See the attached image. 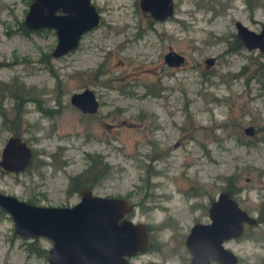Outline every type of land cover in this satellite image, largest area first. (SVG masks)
Returning a JSON list of instances; mask_svg holds the SVG:
<instances>
[{
	"label": "rangeland",
	"instance_id": "374dc122",
	"mask_svg": "<svg viewBox=\"0 0 264 264\" xmlns=\"http://www.w3.org/2000/svg\"><path fill=\"white\" fill-rule=\"evenodd\" d=\"M89 1L99 23L74 50L52 58V29L24 33L19 26L29 0H0V150L11 136L31 150L22 171L0 169V193L35 205H71L80 194L67 191L68 179L97 159L95 168L106 172L89 192L121 199L148 232V245L129 261L184 264L183 237L202 220L204 197L206 208L226 178L243 208L264 209V87L253 77L264 54L231 49L233 23L258 31L264 7L172 0L170 17L150 21L138 0ZM167 51L182 62L166 65ZM84 88L97 101L92 114L69 103ZM12 91L23 98L21 110ZM48 247L46 239L13 233L0 208V264H47L41 249ZM228 247L237 264H259L264 224L248 227Z\"/></svg>",
	"mask_w": 264,
	"mask_h": 264
},
{
	"label": "water",
	"instance_id": "95a60500",
	"mask_svg": "<svg viewBox=\"0 0 264 264\" xmlns=\"http://www.w3.org/2000/svg\"><path fill=\"white\" fill-rule=\"evenodd\" d=\"M139 9L154 21H163L173 13L172 0H138ZM99 14L89 0H29L22 19L25 30L52 29L55 44L52 58L74 50L80 36L97 26ZM235 37L244 49H257L264 54V24L258 31L233 23ZM183 57L174 51L163 54L168 66L181 63ZM213 58L204 62L209 65ZM70 105L81 113L92 114L97 101L90 89L84 88L69 96ZM251 134V128L243 130ZM29 147L17 136L6 139L0 150V169L19 171L28 164ZM0 208L12 221V231L21 238H46L47 264H130L124 257L141 251L146 245V231L140 224L122 218L125 203L116 197L93 195L84 188L78 201L68 206H41L0 193ZM209 223H194L185 237V246L192 254L190 264H234L233 254L221 246L228 238L241 233L242 222H253L226 193L220 192L208 210ZM261 264H264V259Z\"/></svg>",
	"mask_w": 264,
	"mask_h": 264
},
{
	"label": "flooded vegetation",
	"instance_id": "af4514ba",
	"mask_svg": "<svg viewBox=\"0 0 264 264\" xmlns=\"http://www.w3.org/2000/svg\"><path fill=\"white\" fill-rule=\"evenodd\" d=\"M173 2V1H172ZM139 8V7H138ZM172 8H173V6H172ZM36 31V30H35ZM47 56V55H46ZM14 105H15V103H13V107H14ZM36 108L41 112L40 114H42V115H46V113H48L49 112V109H47L46 107H42L41 105H40V103L38 102H36ZM21 110V109H20ZM17 115V114H16ZM48 115V114H47ZM7 120V119H6ZM18 120V117L16 118V116L15 117H12V118H10L9 119V122L13 125V123H15V121H17ZM30 150V149H29ZM31 159V150H30V155H29V160H28V164L26 165V167H28V165L30 164V160ZM26 167H24V168H26ZM23 168V169H24ZM22 169V170H23ZM22 170H19V171H22ZM19 171H11V172H19ZM9 172V171H8ZM236 190V187H233V188H231V186L228 188V191H225V190H222V191H220V192H224V193H226V195L229 197V198H231L234 202H235V205L240 209V210H242V211H244L245 212V214L248 216V217H250V218H252V220H253V222H251V223H248V222H242V224H241V233L237 236V237H234V238H228V239H226V240H223L222 242H221V246L223 247V248H225V249H227V250H229L232 254H233V256L235 257V262H234V264H237V256L229 249V247H228V245L230 244V242H233L234 240H238L239 238H241V237H243L244 236V234H245V231L247 230V228L248 227H251V228H253V227H257V226H260L261 224H264V210L259 206L257 209H256V212L254 213V214H252L251 213V211H249L248 209H245V208H243L241 205H240V203H239V200L236 198V197H234L233 196V192ZM82 191V190H81ZM81 191H80V193H81ZM220 192H218V193H220ZM79 193V194H80ZM217 193V194H218ZM204 196H205V192H204ZM217 196V195H216ZM216 196L214 197V198H210L208 201H207V205H206V208H205V197H204V201H203V203H202V205H201V218H202V220L201 221H195L194 223H201L203 226H204V236H205V224H207V223H209V217H208V215H209V213H208V210H209V207H210V205H211V203L213 202V201H215L216 200ZM74 204V203H73ZM72 205V204H71ZM63 206H67V205H63ZM131 209L132 208H130V209H126V211L124 212V214H123V216H122V218H125V219H127V220H129V221H131L133 224H139V223H135V222H133L132 220H131V218H130V215H131ZM205 217H206V220H205ZM194 223H192V224H194ZM191 224V225H192ZM191 225H190V227H191ZM145 227H146V229H148V227L145 225ZM190 227L188 228V230H187V232H186V234L184 235V237H183V244H184V249H185V251H186V253H185V255H184V257H183V260H184V264H190L191 262H192V259H193V257H192V254H191V252H190V250L185 246V237L188 235V233H189V229H190ZM39 238H41V237H39ZM39 238H30V241L31 242H34V241H38V239ZM42 239H46V238H42ZM49 243H50V241L48 240V239H46ZM146 245H148V242H149V240H148V232L146 231ZM146 245H145V247H146ZM50 246H51V243H50ZM144 247V248H145ZM50 247H48L47 249H49ZM143 248V249H144ZM47 249H43L44 250V253H45V259H46V250ZM142 249V250H143ZM141 250V251H142ZM141 251H138V252H135L134 254H132V255H130V256H128V257H124V259L128 262V263H130V264H134V263H132L131 261H129V259L130 258H132V257H135V255H137V253H139V252H141ZM264 259V255L261 257V260H260V262H259V264H261V262H262V260ZM46 263H47V261H46ZM205 264V263H204ZM208 264H219V263H217V262H214V261H210L209 260V262H208Z\"/></svg>",
	"mask_w": 264,
	"mask_h": 264
},
{
	"label": "trees",
	"instance_id": "16d2710c",
	"mask_svg": "<svg viewBox=\"0 0 264 264\" xmlns=\"http://www.w3.org/2000/svg\"><path fill=\"white\" fill-rule=\"evenodd\" d=\"M244 2L248 5H254L255 7H264V0H244ZM150 18V17H149ZM151 21V18H150ZM20 28L23 29V32L26 33L25 29L21 25H19ZM48 29V28H46ZM39 30V29H38ZM232 48L231 49H237L238 47H240V42L238 41L237 38H233L232 39ZM256 76V80L259 81L262 85V87H264V63H258V66L256 67V69H254V73H253V77ZM10 96L14 99L15 101V107L17 108L19 106V109H21V105H22V99L17 93H14V91L10 92ZM47 114V113H46ZM98 156V155H96ZM90 159V163L88 165V167H86L84 170H82L81 172L75 174L73 177H70L68 179V186H67V191L70 192H76V193H80V191L84 188L90 189V187L94 184H96L105 174L106 170L105 168L102 167H97L95 168V164L96 162H99L97 159L94 158H89ZM230 180L229 178H226L225 180V187L223 190L228 191V188L231 186L230 184ZM264 210V209H263ZM264 217V216H263ZM36 242V241H34ZM34 245V243H33ZM38 250V249H37ZM36 250V251H37ZM42 254H44V250L41 249Z\"/></svg>",
	"mask_w": 264,
	"mask_h": 264
}]
</instances>
